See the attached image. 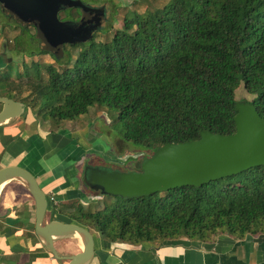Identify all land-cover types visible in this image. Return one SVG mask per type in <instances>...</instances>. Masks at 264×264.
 Instances as JSON below:
<instances>
[{
    "label": "trees",
    "instance_id": "obj_1",
    "mask_svg": "<svg viewBox=\"0 0 264 264\" xmlns=\"http://www.w3.org/2000/svg\"><path fill=\"white\" fill-rule=\"evenodd\" d=\"M15 21L16 41L36 38ZM93 34L65 44L79 47L72 60L65 45L62 56L40 48L64 63L60 70L44 65L45 79L40 64H33V72L24 65L22 75L34 79L27 81L29 103L8 67L0 77L2 95L30 110L38 102L36 114L54 121L73 119L94 104L112 108L119 141L146 149L147 156L164 143L196 139L199 130L232 133L236 101L253 104L264 119V0H167L124 17L109 38L95 41ZM239 85L250 100L235 99ZM91 205L67 206L68 221L107 240L162 243L263 233L264 166L201 186L101 195Z\"/></svg>",
    "mask_w": 264,
    "mask_h": 264
},
{
    "label": "crops",
    "instance_id": "obj_2",
    "mask_svg": "<svg viewBox=\"0 0 264 264\" xmlns=\"http://www.w3.org/2000/svg\"><path fill=\"white\" fill-rule=\"evenodd\" d=\"M8 51L1 45L0 77L9 65ZM3 92L0 89V95ZM87 112L90 106L85 113L69 119V124L53 120L50 126L49 120L37 119L23 106L19 116L0 124V167L19 165L35 177L48 202L44 220H70L67 206L101 198V194L88 192V187L82 191V168L89 162L86 159L96 152L104 156L97 141L100 134L88 130ZM96 112L100 114L102 109L94 115ZM108 150L114 154L111 144ZM33 209V200L22 183L11 179L0 186V264H58L33 233ZM92 235L94 254L88 264H264V232L242 236L217 233L207 240L180 237L135 244L103 239L94 229ZM54 247L63 254L77 250L79 243L69 237L54 242Z\"/></svg>",
    "mask_w": 264,
    "mask_h": 264
},
{
    "label": "water",
    "instance_id": "obj_3",
    "mask_svg": "<svg viewBox=\"0 0 264 264\" xmlns=\"http://www.w3.org/2000/svg\"><path fill=\"white\" fill-rule=\"evenodd\" d=\"M0 6L22 25L32 26L43 50L61 51L63 43L89 38L103 15L96 8L89 20L74 24L62 22L57 12L66 7L91 10L81 0H0ZM0 124L17 117L23 104L0 95ZM232 117L234 131L228 134L199 130L189 141L164 143L142 158L138 170H119L85 164L84 184L101 195L136 197L162 192L183 185L201 186L209 181L233 175L253 166H264V119L251 103L236 101ZM15 179L23 184L33 200V233L58 264H88L94 254L92 231L74 221L44 220L48 205L45 193L35 177L19 165L0 167V186ZM77 235L81 248L58 254L54 242Z\"/></svg>",
    "mask_w": 264,
    "mask_h": 264
},
{
    "label": "rangeland",
    "instance_id": "obj_4",
    "mask_svg": "<svg viewBox=\"0 0 264 264\" xmlns=\"http://www.w3.org/2000/svg\"><path fill=\"white\" fill-rule=\"evenodd\" d=\"M81 1L85 2L91 7L103 6V15H102V19L100 20L99 29L96 30V32H94L93 34L95 41H101L104 38H109L113 33V31L120 29L122 27L123 18L129 16L132 12L142 13L144 10L161 7L167 0H81ZM73 12L74 11L72 10V13ZM5 13L6 12L4 11H3L4 15L0 13V47L1 45H4L8 48L9 50L8 52L11 55V56L9 55L10 59L8 60L10 79L14 80L15 82H20L21 84L20 95L22 97L25 96L26 102H28L27 96L29 95L28 93L30 88H28L27 86V81L29 79L32 80L33 77L29 76L26 78L22 75L24 71V65L27 66V70L29 72H33L34 71L33 64L37 66L38 64H40L41 65L39 66L40 75L42 79H45L46 74L43 70L44 65L52 64L54 68L60 70L61 67L64 65V63L58 64L57 62L54 61V59L49 53H45L44 52L45 50L41 51L40 50L41 47L39 45V42H37L36 38L28 39L25 35H21V38L18 41H16L14 37L16 38V36L19 34V27L17 26L18 23L15 20H13L11 17L6 16ZM62 14L63 13L60 11L59 16H62ZM8 24H10L11 27ZM28 30L31 33L34 31L31 26H28ZM86 40L81 42H85ZM78 48H79L78 46L68 47L67 45H65L64 47V49H67L68 52L70 53L69 55L71 60L75 57ZM62 51H60V56H62ZM17 72L19 73V75L21 74L19 79L16 77ZM4 93L5 92H3V94ZM6 95L9 96L10 94L6 93L5 96ZM30 97L31 96H28V98ZM234 97L236 100L248 101L250 100L251 95L246 94L243 91L242 86L239 85L234 90ZM33 106H34L33 110L31 109V111L35 114V116L38 117L36 118L39 120L45 118L49 120V125L52 126L53 120L48 118V116L45 115L40 116L36 114L38 109V102H36L35 105ZM99 108L102 109L103 113L101 112L100 114H97L96 112V114L94 115L93 112H95ZM26 109L27 108H25V110ZM90 114L93 116H90ZM85 117L89 121L88 130L91 128L92 131L94 132L96 131L97 133L100 134V137L97 139V141L100 142L99 147H101L102 153L104 155L102 156L101 153H97V152L94 153L95 155L89 156V158L86 159L89 160L87 164L102 165L106 167L127 171V170L135 169L139 165L142 158L147 156L146 149H143L138 145H133L130 143L123 144L122 142L117 140L119 138L117 135L118 126L115 121L114 109L101 107L94 104L90 106V112L89 113L87 112V115ZM104 119L106 120L105 121L106 124H104ZM71 121H69V119H65V120L63 119L60 121L59 124H69ZM106 131L109 132L106 133ZM110 144L113 148L114 154H110L108 150V146ZM82 153L85 154L84 149H82ZM86 189L87 186L83 183L82 191H85ZM87 191L93 193L89 188L87 189ZM91 204L86 203L83 205L89 206ZM90 230L92 231L93 229L90 228ZM62 245H66V244L62 243Z\"/></svg>",
    "mask_w": 264,
    "mask_h": 264
},
{
    "label": "flooded vegetation",
    "instance_id": "obj_5",
    "mask_svg": "<svg viewBox=\"0 0 264 264\" xmlns=\"http://www.w3.org/2000/svg\"><path fill=\"white\" fill-rule=\"evenodd\" d=\"M83 2V1H82ZM85 3V2H84ZM86 4V3H85ZM86 5H88V4H86ZM89 6V8L91 9V10H87V12H86V14H84V16L82 15V13H83V11L79 8V7H66V8H64V9H61V10H59L58 12H57V18L60 20V21H62V22H66V23H68V24H74V23H76V22H79V20L82 18V20H89L90 21V19L92 18V20L93 19H95L94 18V16L92 15V13H93V11L96 9V8H99V7H91L90 5H88ZM101 7H103V6H101ZM72 10L74 11L73 13H72ZM93 10V11H92ZM0 11L1 12H5V10L0 6ZM62 12L63 14H62V16H59V12ZM68 13H70V14H68ZM104 13H105V10H104ZM67 14V15H66ZM6 15L8 16V17H11L13 20H15V17L12 15V14H10V13H8V12H6ZM102 19V18H101ZM27 26H29V25H27ZM32 27V26H31ZM33 28V27H32ZM34 30V29H33ZM34 32V31H33ZM94 32H96V30H94L91 34H90V36L89 37H91L92 36V34L94 33ZM37 39V38H36ZM86 40V39H85ZM84 41V40H83ZM65 44H69V43H63L62 45H61V47L63 46V45H65ZM50 52V51H49ZM50 53H59L58 52V48H56V49H54L52 52H50ZM135 169H137V168H135ZM135 169H132V170H135Z\"/></svg>",
    "mask_w": 264,
    "mask_h": 264
},
{
    "label": "bare ground",
    "instance_id": "obj_6",
    "mask_svg": "<svg viewBox=\"0 0 264 264\" xmlns=\"http://www.w3.org/2000/svg\"><path fill=\"white\" fill-rule=\"evenodd\" d=\"M73 237L77 240V243H79V248H81V240L78 238L77 235H74Z\"/></svg>",
    "mask_w": 264,
    "mask_h": 264
},
{
    "label": "built area",
    "instance_id": "obj_7",
    "mask_svg": "<svg viewBox=\"0 0 264 264\" xmlns=\"http://www.w3.org/2000/svg\"><path fill=\"white\" fill-rule=\"evenodd\" d=\"M49 199L52 201L53 198L50 196Z\"/></svg>",
    "mask_w": 264,
    "mask_h": 264
}]
</instances>
